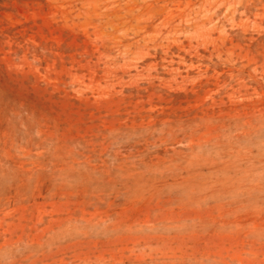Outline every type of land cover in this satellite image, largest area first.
Returning <instances> with one entry per match:
<instances>
[{
    "label": "rangeland",
    "instance_id": "rangeland-1",
    "mask_svg": "<svg viewBox=\"0 0 264 264\" xmlns=\"http://www.w3.org/2000/svg\"><path fill=\"white\" fill-rule=\"evenodd\" d=\"M0 264H264V0H0Z\"/></svg>",
    "mask_w": 264,
    "mask_h": 264
}]
</instances>
